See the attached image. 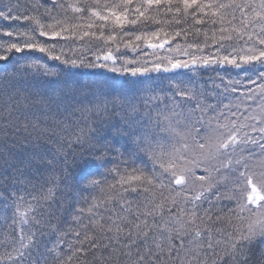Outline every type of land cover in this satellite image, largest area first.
<instances>
[{
    "label": "snow or ice",
    "instance_id": "1",
    "mask_svg": "<svg viewBox=\"0 0 264 264\" xmlns=\"http://www.w3.org/2000/svg\"><path fill=\"white\" fill-rule=\"evenodd\" d=\"M0 264H264V0H0Z\"/></svg>",
    "mask_w": 264,
    "mask_h": 264
}]
</instances>
